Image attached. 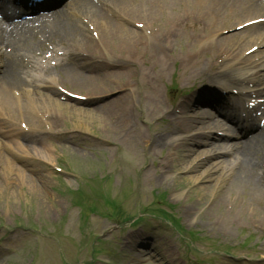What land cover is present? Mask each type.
<instances>
[{
  "label": "rangeland",
  "instance_id": "obj_1",
  "mask_svg": "<svg viewBox=\"0 0 264 264\" xmlns=\"http://www.w3.org/2000/svg\"><path fill=\"white\" fill-rule=\"evenodd\" d=\"M109 5L110 3L107 4ZM147 7L145 5V8ZM173 11L176 13V10ZM165 12L168 13L169 10ZM119 14L121 16H114L111 21L127 27L128 24L122 21L126 17L136 19L140 23L144 22V19L151 22L150 18L159 20L157 17L144 18L143 15H136L134 8L129 7L121 10ZM134 16L144 19L140 21ZM200 22L202 19H196L195 25L191 24L183 30L189 28V34L194 29L202 31ZM77 25L85 40L90 43L84 48L87 54L81 52L73 56L77 65L85 62L83 73L88 74V69L97 62L96 58L102 59V54L106 59V70L111 63L115 64L114 56L112 59L110 49L102 43L103 39L99 36L100 31L96 25L88 22L86 18L84 24L80 21ZM91 29L95 30L98 36H95ZM181 36L186 37L185 33ZM92 42L97 45L93 47ZM193 44L185 39L175 44L173 62L165 71H161L159 67L153 71L149 57L142 56L141 53L137 55L136 67L132 70L129 67L130 74L126 78H119L127 86L124 100L133 99L135 105L131 117L116 112L119 111L117 107L113 120L108 112H105L107 108L98 107L99 111H96V107L85 104L86 99L66 100L61 95L53 97L54 100L49 102L40 101L39 97H32L27 102L39 110V116L42 114L44 119L39 128H35L34 133L28 136L36 141L34 148L27 151L28 156L20 144H17L18 140L13 148L19 152L12 149L15 155L29 158L30 172L26 176L30 179V185L22 180L20 173L12 178L11 182L0 180V264H60L54 237L57 233H70V229L65 225L56 229V226L60 224L59 220H69V217L75 220L77 217V209L63 198L67 182L84 183L86 179L97 176L110 180V185L114 187L113 195L124 200L131 213L136 211L137 203L149 210H158L155 196L162 195L168 204L169 214L179 225L177 233L168 229L165 231L159 220L152 218L139 231L136 229L134 233L139 235L135 237L133 234L130 238L132 232L127 230L120 235L115 234L112 240L120 244L117 245V251L107 247L108 260L118 264H192L195 262L189 249L202 252L205 256L212 255L215 249L231 246L228 252L232 258L223 256L217 259L218 264H236L235 257L248 264H264V257L260 258L258 254L259 248L264 249V228L254 227L256 224L251 223L249 210L245 211L247 213L242 217L233 215L228 218L233 209L239 206H244L243 210L251 207V201L255 208L264 206V202H257L264 200V197L254 198V194L251 195V185L231 188L234 172L229 177L231 172L225 174L224 170H212L205 175L203 182L196 181L197 177L203 175L204 168L199 169L197 166L189 171V161L178 164L177 160L182 156L174 155V162L168 156L166 141L176 137L165 138L169 132L166 131L167 123L170 121L166 114L173 109L179 94L175 92L170 96L168 85L173 80L179 89L193 87L192 80L184 81L187 75L180 74L177 70L179 63L176 61L181 55H185ZM143 73H147V77H143ZM35 74L30 71L28 79H34ZM236 75L243 76L241 71ZM115 79L112 77V80ZM59 83L82 95L80 88H72L65 81ZM105 101V98H101L99 103ZM22 104L27 105L23 102ZM196 111L200 114L198 109ZM49 117H52L55 123L53 128L45 126ZM37 118L40 121V117ZM36 154L48 156V162L62 165L65 172L57 173L53 168L48 170V165L44 166L34 160ZM6 157L12 160L18 170L19 161ZM221 160L223 158L212 163H221ZM210 161L206 162L207 165ZM211 179H214V182H209ZM38 186H42L40 199L44 202L45 209L40 208L41 200L34 194ZM218 207L222 209L224 216L217 213ZM84 208L87 211H97L91 204ZM113 208L114 205L110 202L106 203V210L112 212ZM111 224L106 221L99 222L97 227L104 232L114 226ZM108 234L110 232L105 235ZM141 234L142 237L138 238ZM239 244L251 249V253L247 254L249 260L243 257L244 251L236 250L235 245ZM101 250L102 246L97 245L93 247V254L97 255ZM262 254L264 256V252ZM100 260L107 261L103 257ZM200 264L206 263L202 260Z\"/></svg>",
  "mask_w": 264,
  "mask_h": 264
},
{
  "label": "bare ground",
  "instance_id": "obj_2",
  "mask_svg": "<svg viewBox=\"0 0 264 264\" xmlns=\"http://www.w3.org/2000/svg\"><path fill=\"white\" fill-rule=\"evenodd\" d=\"M113 2L114 6H116L118 11H124L127 7L134 8V14L136 15H143L144 18L146 17H157L160 19L158 22H155L152 18H150L151 23H149V28L152 26V30L155 28H158V33L149 35L150 38L145 37V41L141 40V37L139 36L140 33L138 31H130L127 27L122 25L114 24L110 21H105L102 18V15L99 13L98 9L89 1V0H75L70 6L72 8L76 9L74 10L75 13H81L84 12L88 14L91 18V21L94 22L98 30L100 31L99 36L102 37L103 42L109 46L110 52L114 56V61L119 65L117 68V72L109 76L106 73V78L109 79L110 77L115 78H126L128 74H125L124 69L122 68L125 66V64L128 62L130 66L136 67V56L140 54L141 49L136 48L135 46L142 47L145 46L143 49L148 50L149 56L152 58V64L154 66L159 67L160 70L165 69L168 66L170 53H171V47L173 46V40L175 38L180 39V35L178 34V26L175 21L180 20V22L183 23L185 21V15L191 16L193 14H199L202 18H206V25L207 29L204 33L203 43L206 49H214L216 48L217 51H219L220 54H224L226 58H237L239 60L240 56L244 52L241 51L238 54H235L232 56L230 51H226V48L223 46V44L235 46L236 48L241 47L245 44L247 40L250 39L252 42H259V45L264 46V25L263 26H256L249 28L245 31L235 33V34H229V36L223 38H216L215 41L211 39V34L214 32L216 27L220 26H228L226 28H232L233 23L249 16L247 13H251V16L254 14H264V2L261 0H110ZM179 9H182L178 11V18L175 17V13L173 10H175L178 5ZM145 5L148 7L145 8ZM232 8L233 11H237V17L236 18H229L225 13V8ZM241 8V9H240ZM166 13L165 11H168ZM160 16H158V14ZM62 16H65L66 19L62 24H58L57 26V32L63 31L67 32L70 29L67 28V22L68 19L71 21H74V19L70 18V14L68 12H65ZM145 22H148V19H144ZM232 24V25H231ZM75 34L81 35L80 32H75ZM76 37V36H74ZM262 38L261 41L257 40V38ZM78 38V37H77ZM144 39V38H143ZM29 40H25V43H28L29 47L34 43V39H32L30 42ZM26 47V45L23 42H19L17 45V41L15 40L14 43H12V49L7 53L6 56H9L8 60V67L5 66L4 70V78L2 79V82L4 83L5 87L12 88L16 85L17 81L20 80V75L18 72V63L13 62L14 56H17V48L19 47ZM136 48V52L135 49ZM264 53V51H263ZM199 53H193L191 55H187L184 59L185 62L192 61L194 64L197 62L194 61V59L199 60ZM257 57V55H255ZM259 56V54H258ZM254 55H251V57H248V55H243L241 57L242 61H246L249 66L255 64H251V60L253 59ZM232 58V59H233ZM119 60V62H118ZM122 63V64H121ZM153 66V68H155ZM262 66V65H261ZM207 66H204L201 70V74H207L208 72H211L212 65L208 67V70L205 71ZM97 75V74H96ZM95 75V76H96ZM219 77H223L224 74L221 72V74H216ZM215 74H213L214 77H216ZM228 76V75H226ZM245 77V78H249ZM230 79H232V76H229ZM262 79V78H261ZM264 79V77H263ZM252 82V80H251ZM80 86V85H79ZM97 86V85H96ZM96 86L93 85H87L82 90L86 92V94H96L100 91H103L105 88H107L109 92L112 90H115L114 86L107 87L102 86V88H95ZM15 88V87H14ZM96 89V90H95ZM119 89V88H118ZM116 97V95H115ZM121 98L117 97L116 99L109 100L107 112L111 119L114 120L115 113H114V105L119 108V111L116 110V112H120L121 115H124V113L128 116L131 115V112L127 113V110L125 107H121ZM12 101H14L13 97H9L8 99H5V97H0V105L5 106L6 104L9 106L12 104ZM6 103V104H5ZM110 104V105H109ZM131 105L133 106L134 110L135 107L133 105V99L131 100ZM79 110V109H77ZM32 116V115H31ZM34 117L32 116V119ZM196 120L197 119H192ZM193 121L185 120L183 117L180 118L178 122H174L172 124V128L175 131H178L181 133V131H184L185 134H189L191 131V126L193 125ZM199 124H206L202 128L203 129H209L210 127L216 125V129H219L220 127H223V125H220L217 122L210 121L207 123L204 122H198ZM201 130V129H199ZM264 131V130H263ZM202 136H180V139H178L175 144L169 145L171 147L170 149V159L172 162H174L173 158L174 155L177 154L179 156H182L181 158H178L177 163L183 164L185 160H189V164L193 163V160L196 158L198 159L201 155H210L212 151L220 150L223 146L225 147H232L233 149L236 148V150H233V159L232 161L234 163H242L244 167H246V170L242 171V174L240 176L239 172H236L234 179L238 180L240 183L236 184L238 181H234L231 185L232 188H238L239 185H244L246 183L251 184V190L253 188L256 189L254 192V197L264 196V190L261 191V187L264 188V182L261 179H258L254 173L256 171V168H258V155L261 150H263L264 147V132L257 134L254 140L247 141V142H240V143H227L226 145H222L220 139H214L211 140L212 142H203L200 141ZM254 138V137H253ZM213 139V138H211ZM206 140V139H205ZM219 142V143H216ZM188 142L197 143L201 142L203 147L207 148L205 152L199 153L195 149L187 148ZM25 148H28L27 146H24ZM210 149V150H209ZM223 149V148H222ZM192 155V156H191ZM192 157V158H191ZM219 156H216L217 158ZM196 159V160H197ZM187 160V161H188ZM195 160V161H196ZM199 163V162H198ZM197 163V164H198ZM203 163L198 164L199 167L203 168ZM27 165H24L26 167ZM212 166V165H210ZM210 166H207L205 168V171L203 172V175L197 177L196 181H201L205 179V175L208 173H211L213 168L210 169ZM0 168L2 169V177L1 179L3 181H9L13 178L14 174L16 173L15 167L2 155L0 154ZM228 168L229 171H231L230 164L228 162L223 166V170ZM219 169V168H218ZM27 172V170H24L23 172H19L21 175L22 180H25L26 183L29 184L30 179L24 174ZM212 180V179H211ZM210 180V181H211ZM23 181V182H25ZM209 181V182H210ZM1 182V181H0ZM30 185V184H29ZM31 187V186H30ZM253 193V192H252ZM35 196L37 194V197L39 200H41L42 195V188L41 186L37 187V190L34 192ZM40 208L45 209L44 202L41 200L40 202ZM217 213L222 215V209L217 208ZM251 212V223L252 224H264V215L262 217L261 214H258V212H264V208H255L252 206L248 207L243 210V207L240 206L238 209H233V212L230 213L228 218H232L233 215H236L240 217L241 215H245L247 211Z\"/></svg>",
  "mask_w": 264,
  "mask_h": 264
}]
</instances>
